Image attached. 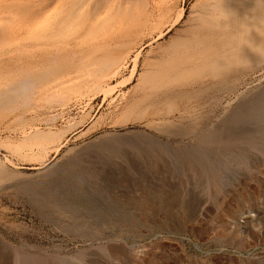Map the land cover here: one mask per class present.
I'll return each mask as SVG.
<instances>
[{
  "label": "rangeland",
  "instance_id": "374dc122",
  "mask_svg": "<svg viewBox=\"0 0 264 264\" xmlns=\"http://www.w3.org/2000/svg\"><path fill=\"white\" fill-rule=\"evenodd\" d=\"M136 82L0 117V264H264V59L139 105ZM39 123L73 128L40 159L6 146Z\"/></svg>",
  "mask_w": 264,
  "mask_h": 264
},
{
  "label": "bare ground",
  "instance_id": "6f19581e",
  "mask_svg": "<svg viewBox=\"0 0 264 264\" xmlns=\"http://www.w3.org/2000/svg\"><path fill=\"white\" fill-rule=\"evenodd\" d=\"M186 3L187 0H0V60L5 59L0 61V117L18 104L26 109L29 100L47 98L67 104L71 94L85 92L93 96L103 92L106 98L136 79L133 89L140 93L139 105L201 77L220 76L238 61L264 59V4L258 0H194L184 27L160 42L154 54L152 48L143 55L146 44L164 38L183 21ZM20 16L23 20L11 23L15 20L11 17ZM222 19L226 23H221ZM27 40L37 47H28ZM87 44L90 46L84 47ZM137 104L135 98L129 106L133 113ZM57 126L39 123L29 129L23 127L22 138L6 146L40 159L47 149H59L65 139L69 128ZM34 147L42 152L32 153ZM4 177L5 170L1 168L0 180Z\"/></svg>",
  "mask_w": 264,
  "mask_h": 264
},
{
  "label": "clouds",
  "instance_id": "9594fccd",
  "mask_svg": "<svg viewBox=\"0 0 264 264\" xmlns=\"http://www.w3.org/2000/svg\"><path fill=\"white\" fill-rule=\"evenodd\" d=\"M258 2L260 3V4H264V0H258ZM221 23H226V21H224L223 19L221 20Z\"/></svg>",
  "mask_w": 264,
  "mask_h": 264
}]
</instances>
